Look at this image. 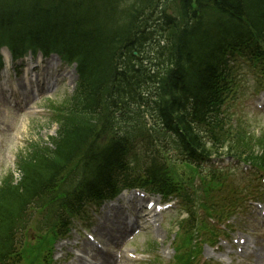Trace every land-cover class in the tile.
Masks as SVG:
<instances>
[{"label":"trees","instance_id":"16d2710c","mask_svg":"<svg viewBox=\"0 0 264 264\" xmlns=\"http://www.w3.org/2000/svg\"><path fill=\"white\" fill-rule=\"evenodd\" d=\"M181 1V31L172 34V43H169L170 48L166 52L161 53V62L173 67L181 65L187 70V74L183 73L174 79V83L168 84L174 96L166 105V120L169 113H175L176 120L183 126L177 136L192 153L196 146H200V137L195 133L190 118L204 120L209 113L207 105L212 104L213 111L208 118L209 121L216 119L212 132L221 125L219 121L223 122V119L219 116V106L231 93L235 56H248L264 64V0H256L255 4L252 0ZM194 3L197 5L195 8ZM32 5L36 6L22 17L16 10L0 12V19L5 25L0 26V45L7 44L8 38L15 35H27L25 39L19 37L20 41L13 45L15 57L24 55L30 49L34 52L41 50L46 56L55 52L64 60L77 61L80 75L92 71L98 76L102 75L101 56L119 58L126 65L121 75L123 80L138 81V77L146 76L142 68H136L127 57L134 50L145 52L142 41L132 38L112 43L108 41L107 32L85 27L93 24L86 21V16L76 12L46 10L45 4L39 0ZM71 5L76 3L71 1ZM213 6L218 8L215 14L210 13ZM124 29L123 36H133L131 25ZM116 63L118 65V60ZM78 87L77 97L84 103L83 111L100 112L104 101L102 94L88 82L80 81ZM211 93H214L213 102ZM95 127V124L82 123L78 118L63 121L60 127L57 146L63 149L67 162L74 155V150L84 149V156L79 157L78 164L86 175L77 182L72 195L55 200L51 208L54 216L66 219L79 211L83 204L85 206L97 199L99 194H111L117 183L123 186L127 182L134 184L132 176L137 170L144 172L143 180L148 181L150 185L147 187L151 190L163 193L181 191L182 187L168 176L167 163L160 149L153 144V135L150 134L148 139L143 130L117 128L110 130L107 141L101 145L102 135L97 144L91 139ZM149 146H153V150ZM148 151L150 153L146 157L137 154ZM197 154L194 153V156ZM132 158L134 162H131ZM138 158L144 159V162L141 163ZM201 159L200 156L195 160ZM252 162L264 164V155ZM29 164L23 163L22 168ZM14 228L13 223L5 234H0V264H20L17 262L20 255L12 253L11 233Z\"/></svg>","mask_w":264,"mask_h":264},{"label":"rangeland","instance_id":"374dc122","mask_svg":"<svg viewBox=\"0 0 264 264\" xmlns=\"http://www.w3.org/2000/svg\"><path fill=\"white\" fill-rule=\"evenodd\" d=\"M37 60L39 69L46 75V79L41 77L46 83V86L43 87L41 91L37 90L35 94H31L27 99V102L24 103L22 110H19L18 107L12 106L8 95L3 97L0 94V125L4 128L0 129V135L5 136V138L11 136L8 139L7 144H18L23 143L24 141L26 143L29 141V139H41L44 142H48L51 135L55 136L57 134L58 125L56 123H49V118L45 116L46 114H50L51 105L57 103L63 98L58 94L65 90L66 86H61L62 75L54 76L53 78H48V75L55 72L62 74V72L66 71H68L70 74V71L73 73L74 70L72 67H62L57 57H51L47 60H41L37 58ZM75 80L76 77H72V75H70V77L65 80V82H68L67 91L70 92L72 90ZM45 89H50L51 92L49 94H45ZM237 94L239 96L238 100L234 104L235 106L232 104L230 105V113L234 116L232 117V123L237 128V133H242L243 131L247 130L249 131L250 135H252L253 132H256L258 135L259 133L257 130L247 125L246 122L242 120V118H250L254 125L264 123V111L258 109L256 106V101L261 95L264 94V89H262L261 92L256 93L253 75L252 73H247L244 77V84L241 88V91H239ZM48 96H51L53 101L56 102H50L47 99ZM7 113L10 114L4 115ZM240 116L242 118H239ZM2 122L5 124L3 125ZM236 140L237 143H235L233 140L230 144L232 153L237 152L241 154L242 152L249 153L261 150V148L255 144V142H248L243 137H240ZM218 153L219 154H216L220 155V157H218V161H213L215 164V169H227L224 171L228 173V178L231 180H237L243 177V175H246L247 170L245 167L242 164L236 165L233 160L229 159L230 157L227 155L228 151L226 149L220 150ZM13 158L14 157H12V155L9 157L6 155L0 157V177H3L8 169H14ZM172 171H175L173 167ZM152 199L159 200L158 197H153ZM104 206L107 208H114L115 204L109 203ZM114 210V213H118L117 209ZM169 213H171L170 217L172 218L165 220V225L163 226V229L157 233L155 242L153 244H145L142 245L141 248V241L145 237L146 231L136 233L127 240V253L136 252L134 257L135 260L139 259L142 255H149V258L144 257L141 263L134 262L132 264H169L170 259L179 254V250L174 246V242L176 241V233L178 232V221L181 219V217H178L177 219L176 216H174V212L169 211ZM109 218L106 222H108ZM90 220L92 221L93 225L88 228V233H91L93 229H97L98 225L104 221V215L101 213V211L97 212V214L92 213ZM141 224L144 225L145 228H152V226L147 222H141ZM149 230L150 229L147 230V233ZM78 232L83 234L81 226L78 227L77 232H72V236L70 238L61 240L57 243L55 248V255H58L57 258H55L57 264H67V262L68 264L78 263V261H73V253L68 254V252H74V243H78L79 248H81L78 240L80 236L78 235ZM36 236L37 233L34 234L33 231H30V233L28 232V234H26V238L31 242V244H35V241H33L32 238H35ZM85 240L86 238L84 237L81 243H84ZM31 244L28 243L27 247L24 249L27 260L25 262L26 264H36L34 249L32 248ZM153 250L154 252L151 254ZM65 255H68V258L71 255V259H59V257H64ZM157 259H160V262H157Z\"/></svg>","mask_w":264,"mask_h":264},{"label":"bare ground","instance_id":"6f19581e","mask_svg":"<svg viewBox=\"0 0 264 264\" xmlns=\"http://www.w3.org/2000/svg\"><path fill=\"white\" fill-rule=\"evenodd\" d=\"M254 2H255V1L252 0V3H254ZM52 58H54V57H52ZM30 84H31V82H30L29 79H27L26 82L24 83V86L27 87V90H28V91L32 88V85H30ZM40 86H41V84H37V87H40ZM103 232L106 233V231H103ZM98 254H101V252L98 253Z\"/></svg>","mask_w":264,"mask_h":264}]
</instances>
